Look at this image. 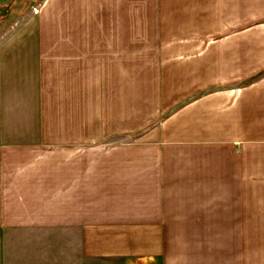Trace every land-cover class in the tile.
Returning <instances> with one entry per match:
<instances>
[{"label":"crops","instance_id":"0c3cea01","mask_svg":"<svg viewBox=\"0 0 264 264\" xmlns=\"http://www.w3.org/2000/svg\"><path fill=\"white\" fill-rule=\"evenodd\" d=\"M40 1L0 40V264H264V0Z\"/></svg>","mask_w":264,"mask_h":264},{"label":"rangeland","instance_id":"374dc122","mask_svg":"<svg viewBox=\"0 0 264 264\" xmlns=\"http://www.w3.org/2000/svg\"><path fill=\"white\" fill-rule=\"evenodd\" d=\"M0 2L2 3L0 5V40L37 38L35 36L37 34L35 18L28 20L26 18L29 13L31 15L36 13L40 0H4ZM130 90L131 88L128 87V93ZM129 101L127 100L128 104Z\"/></svg>","mask_w":264,"mask_h":264}]
</instances>
